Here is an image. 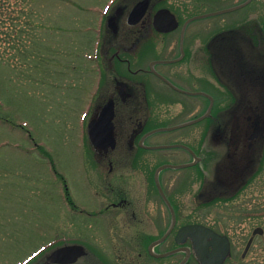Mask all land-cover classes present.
Segmentation results:
<instances>
[{
  "label": "flooded vegetation",
  "instance_id": "obj_1",
  "mask_svg": "<svg viewBox=\"0 0 264 264\" xmlns=\"http://www.w3.org/2000/svg\"><path fill=\"white\" fill-rule=\"evenodd\" d=\"M143 1V16L131 24L132 11ZM129 3L120 1L106 17L94 59L103 73L98 98L81 114L84 136L93 149L80 183L86 200L79 203L69 181L59 175L67 209L81 217L84 232L65 236L35 264H264V76L255 88L246 74H236L243 92L237 110V88L229 85L224 100L231 116L225 151H218L215 67L205 58L208 77L200 74L201 31L189 22L199 15L185 17L171 0ZM162 9L176 16L173 30L155 26ZM257 11L259 19L247 18L241 27L264 54V0L257 1ZM113 19L109 27L107 21ZM214 31L209 42L218 33ZM170 48L173 55H165ZM162 87L167 91H160ZM177 96V102H170ZM109 102L114 104L116 146L97 151L89 140V126ZM166 106L172 107L166 113H191L188 122L208 112L203 120L208 123L201 135L192 132L173 140V149L180 151L174 158L153 161L146 150L160 145L152 144L156 135L169 132L161 130L169 128L161 125L164 117L155 114ZM212 133L215 140L206 143ZM218 158L225 167H217ZM152 162L161 164L153 168ZM165 165L187 167L162 169ZM63 248L66 255H59ZM50 257L53 262H48Z\"/></svg>",
  "mask_w": 264,
  "mask_h": 264
},
{
  "label": "rangeland",
  "instance_id": "obj_2",
  "mask_svg": "<svg viewBox=\"0 0 264 264\" xmlns=\"http://www.w3.org/2000/svg\"><path fill=\"white\" fill-rule=\"evenodd\" d=\"M120 1H130L132 5L137 0ZM171 1L179 7L178 12L188 17L225 10L245 0ZM257 1L248 8L194 21L193 29L201 31L198 43L204 63H201L200 74L208 77L205 58L207 61L210 58L216 70V136L221 152L225 151L226 126L231 116L224 100L229 85L232 83L237 88L234 108L237 110L243 92L241 78L236 74H246L255 88L262 82L258 78L264 76V54L252 46L241 27L247 18L259 19ZM2 2L0 264H35L37 254L62 242L70 233L84 232L79 226L81 217L67 209L59 175L69 181L79 203L86 200V189L80 183L83 170L88 167L87 158L93 160V149L84 136L81 114L98 98L103 73L93 59L98 50L95 41L101 39L95 27L102 28L104 13L113 0ZM214 30L218 33L209 42ZM170 40L174 38L169 37ZM165 55L172 56V48L165 51ZM229 74L232 77H228ZM160 91L167 88L162 87ZM179 98L172 97L170 102H177ZM168 107L155 112L156 117H164L162 126H179L189 121L187 116L191 113L175 110L166 113V108L172 109ZM207 120L156 135L152 144L171 146L173 140L182 135L192 132L201 135ZM210 139L215 140L213 133L204 141L207 143ZM37 144L45 150L37 149ZM146 152L150 160L160 161V158H174L180 151L166 148ZM159 164L161 162H152L149 166L155 168ZM217 167H225L223 159L218 158ZM171 172L181 171H168ZM55 237H60L61 241H53Z\"/></svg>",
  "mask_w": 264,
  "mask_h": 264
},
{
  "label": "water",
  "instance_id": "obj_3",
  "mask_svg": "<svg viewBox=\"0 0 264 264\" xmlns=\"http://www.w3.org/2000/svg\"><path fill=\"white\" fill-rule=\"evenodd\" d=\"M251 0H249L248 2H246L245 4H242L240 6L231 8V9H227V10H223V11H219L216 13H212V14H208V15H204V16H200V17H195L192 20L195 19H199V18H204V17H209V16H214V15H219V14H224L227 12H232L238 9H241L242 7H244L245 5H247ZM147 8V1H143L140 4H138L134 10L132 11L131 15H130V23L131 24H135L136 22H138L140 20V18L143 16L145 10ZM136 18V21H133ZM115 22V19L113 20H109L108 25L109 27L113 26V23ZM164 24H168L169 26L165 25L166 27H164ZM177 21L176 18L170 13V11L168 10H162L160 12L157 13L156 15V19H155V25L159 30L162 31H168V30H172L174 27L177 26ZM114 104L113 102H109L106 106L105 109L103 110L99 120L97 121H93L90 126H89V135H90V140L94 146V148L97 151H103V150H107L110 148H115L116 146V140H115V136H114V124H113V119H114ZM208 115L200 118L199 120H196L192 123L189 124H193L196 122H199L203 119H205ZM189 124H185L183 126H187ZM182 126L179 127H175L173 129H177L180 128ZM171 129V130H173ZM158 149L160 148H164V147H157ZM167 167H171V168H183L186 167L185 165H181V166H171V165H167L162 167V169L167 168ZM65 250H62L61 252L58 253H65ZM48 262H52L51 258H48ZM60 263H68L71 261H58Z\"/></svg>",
  "mask_w": 264,
  "mask_h": 264
},
{
  "label": "trees",
  "instance_id": "obj_4",
  "mask_svg": "<svg viewBox=\"0 0 264 264\" xmlns=\"http://www.w3.org/2000/svg\"><path fill=\"white\" fill-rule=\"evenodd\" d=\"M4 3L2 2V0H0V9H2L3 8V5ZM21 10H20V8H19V12H20Z\"/></svg>",
  "mask_w": 264,
  "mask_h": 264
}]
</instances>
